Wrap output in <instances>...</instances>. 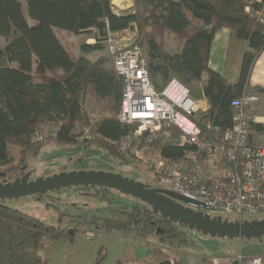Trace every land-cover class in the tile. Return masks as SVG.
I'll use <instances>...</instances> for the list:
<instances>
[{
    "label": "trees",
    "instance_id": "1",
    "mask_svg": "<svg viewBox=\"0 0 264 264\" xmlns=\"http://www.w3.org/2000/svg\"><path fill=\"white\" fill-rule=\"evenodd\" d=\"M25 1L27 14L21 0H0V36L8 39L5 46L0 43V168L10 160V146L28 152L40 142L39 132L46 125L53 127L52 135L46 137L52 141L84 148L97 145L109 157L129 159L120 150L123 138L134 129L118 119L123 77L106 64L104 56L75 58L62 42L63 31L93 34L95 42L81 46L83 53H89L104 50L110 35L136 25V43L147 54L151 79L158 88H162L159 77L167 82L176 77L192 86L207 74L203 93L210 107L198 122L212 137L231 126V100L249 86L253 64L264 48V21L246 11V0H134L129 13L116 12L112 0ZM222 26L250 42L235 83L209 66L211 43ZM168 34L181 41L176 52L164 45ZM88 97L108 114L91 117L85 106ZM150 145L167 156L182 153L166 139ZM20 168L10 165L5 173ZM97 188L106 195L111 190ZM119 214L116 218L97 215L87 222L106 233L144 239L155 234L160 243L174 247L194 242L187 228L155 213L146 203ZM60 222L49 224L0 200V264H44L45 238L62 239L79 230L75 227L70 232L61 218ZM153 252L163 255L158 247Z\"/></svg>",
    "mask_w": 264,
    "mask_h": 264
},
{
    "label": "built area",
    "instance_id": "2",
    "mask_svg": "<svg viewBox=\"0 0 264 264\" xmlns=\"http://www.w3.org/2000/svg\"><path fill=\"white\" fill-rule=\"evenodd\" d=\"M245 8L264 21V0H246ZM118 45L116 42L110 48L113 66L124 80L118 119L134 125L121 142L124 157L147 159L155 174L152 187L190 198L193 201L181 202L195 211L212 218L236 219L230 221H243L245 215H264V144L249 142L254 121L249 109L260 96L248 86L233 98L231 126L219 129L212 137L198 122L201 108L187 85L173 77L158 88L152 82L142 47ZM156 139H166L182 153L163 154L150 145ZM85 237L91 240L96 234L87 231ZM234 261L264 264L262 256L245 257L241 252L230 264Z\"/></svg>",
    "mask_w": 264,
    "mask_h": 264
},
{
    "label": "rangeland",
    "instance_id": "3",
    "mask_svg": "<svg viewBox=\"0 0 264 264\" xmlns=\"http://www.w3.org/2000/svg\"><path fill=\"white\" fill-rule=\"evenodd\" d=\"M21 1L23 3V9L27 14V3L25 0ZM132 1L134 2V0ZM113 6L114 10L119 12L117 5L113 3ZM30 22L33 23L32 20H30ZM137 37L138 29L136 25H133L127 30L113 33L110 39L103 43L105 46L103 54L104 57L107 58L108 64L113 66V55L111 54L110 49L112 45H115L116 42H119L118 47L127 44H138L136 43ZM61 38L67 41L65 33H62ZM74 38L75 45L71 46V48H73V52H76L78 51L77 49L80 43L85 41V37ZM174 38L166 35V37L163 39L165 47L169 45L171 48H173L177 42V40ZM0 43L2 46H5L8 43V39L0 36ZM143 52L146 58L147 54L144 50ZM158 82L161 87H164L167 83V81H164L162 77L158 78ZM93 101L95 102L94 99ZM88 107L91 117H99V114H101L103 111L96 102L95 105L93 104V107L89 105ZM106 114L108 113L105 112L104 115ZM101 116L103 115L101 114ZM52 133L53 127L51 125L44 126L39 132V134L43 136L44 139L40 140V142H38L32 149L25 153L19 146H10V160L6 165H3L0 168V173L7 172L10 165H21L19 170L7 173L6 177L8 181H13L19 175V172H21V175L27 172L30 174L31 178L36 179L38 177L51 176L62 171L79 169H96L122 173L125 176H129L150 186H152L153 182L155 181V174L149 169L147 159L145 158H130L127 161H120L113 157H109L105 150L97 145L84 148L82 145L58 143L46 138L51 136ZM152 155L153 154H151V156ZM23 167L25 168V172H22ZM0 182H4V177H2V175H0ZM107 194L108 195H106L102 190H98L97 187L85 188L83 186H73L65 187L60 190L48 191L44 194H32L7 198L5 201L7 205L33 215L49 224L58 226L61 223V218L62 226L70 229L79 227V230L72 236H68L59 240L50 238L44 239L45 246L42 251L44 264H72V260L75 259L78 253V248L85 250L84 248H90L91 245H98L100 247L101 243H105L107 241L110 243L114 240V238H110L108 233L101 231L99 228L88 223V218L97 215L116 218L118 215H120L119 213L123 211L129 212L132 206L136 204H144L141 200L130 195H125L114 189L108 191ZM245 216V219L264 218V215ZM230 220L236 219L230 218ZM187 230L191 236V239L194 240V242H191L188 245L174 247L170 246L169 244L160 243L155 234L151 235L148 239L154 248L158 247L161 250V253L166 259H170L174 262L177 260L180 261L182 259H180L182 254L184 255L186 253L197 251L195 240L198 241L197 244H199L202 249L206 251V253H209V255L216 253H226L227 251H230L228 247H222L223 243L221 245H216L214 243L215 240H220L219 242H222L221 240L223 237L205 235L202 232L191 230L189 228H187ZM87 231H92L94 234H96V237L91 240L86 239L85 233ZM129 231L127 230L126 232ZM241 240L243 242L252 240L264 241V237L253 239L243 238ZM104 249L105 248L101 249L99 256L101 258L106 256V251H104ZM108 254L109 260L115 259L114 257L116 256V252L114 250H110ZM243 255L248 257L244 253Z\"/></svg>",
    "mask_w": 264,
    "mask_h": 264
},
{
    "label": "crops",
    "instance_id": "4",
    "mask_svg": "<svg viewBox=\"0 0 264 264\" xmlns=\"http://www.w3.org/2000/svg\"><path fill=\"white\" fill-rule=\"evenodd\" d=\"M117 1V2H116ZM117 5L119 13L133 12L135 3L132 0H112V4ZM31 23V22H30ZM33 23H35L33 21ZM67 39H62L65 46L69 48L75 58H79L82 54L86 57L97 60L101 56H104L102 51H93L89 53H83L81 46L85 43H94L95 38L91 33L73 34L68 31H63ZM60 34V37L62 36ZM118 33V32H117ZM172 38L176 39V45L171 48L169 45L166 46L170 52H176L177 48L181 44V41L175 34H168ZM85 37V41L81 42L78 51L73 52L71 46L75 45V38ZM250 42L246 39L239 38L235 31L228 26H222L215 32L214 38L211 43L209 53V66L214 71L222 74L228 81L235 83L238 81L244 54L250 50ZM108 66L113 67L106 63ZM208 75L203 76L202 81L194 82L192 86H188L191 90L192 97L198 102L200 106V112H206L210 105L208 99L204 96L203 86L207 83ZM249 87L253 92L260 96V100L253 104L249 109V113L254 117V123L250 126L249 142L254 145L264 144V48H262L253 64L252 71L250 74ZM95 102L92 97H88L85 100V106L88 109V105L93 107ZM89 110V109H88ZM102 115L105 112L102 111ZM101 114H99L101 116ZM110 238L114 240L110 243H101V246L91 245L90 248L86 247L83 250L78 248L75 259L72 260V264H160L161 261L166 260L163 255H156L153 252V246L150 244L149 239L138 238L128 234L122 233H108ZM216 239V238H215ZM59 240V239H58ZM197 251L192 253L182 254L180 261H175L174 264H230L231 260L235 257V253L241 252L246 256L251 257L262 255L264 258V241L263 240H252L243 242L241 239H228L223 238L215 240L216 245L226 246L230 251L226 253H216L209 255L202 247L197 244ZM106 251L104 258L99 257L101 249ZM218 248V246H217ZM110 250L116 252L115 259H108V253ZM239 250V251H238ZM244 250V251H243ZM66 264V263H63Z\"/></svg>",
    "mask_w": 264,
    "mask_h": 264
},
{
    "label": "water",
    "instance_id": "5",
    "mask_svg": "<svg viewBox=\"0 0 264 264\" xmlns=\"http://www.w3.org/2000/svg\"><path fill=\"white\" fill-rule=\"evenodd\" d=\"M0 175L5 176L6 173L1 172ZM73 186L106 187L120 191L148 204L155 213L161 214L164 218H168L191 230L202 232L205 235L231 239L264 237V218L245 219L243 221L212 218L210 215L195 211L181 202L193 201L190 198L173 191L146 185L144 182L137 181L122 173L105 170L79 169L62 171L36 179H30V174L26 173L23 178L0 182V200L32 194H44L48 191ZM70 232H73V229H70ZM172 263L173 261L170 259L160 262V264ZM233 264H239V261H234Z\"/></svg>",
    "mask_w": 264,
    "mask_h": 264
},
{
    "label": "flooded vegetation",
    "instance_id": "6",
    "mask_svg": "<svg viewBox=\"0 0 264 264\" xmlns=\"http://www.w3.org/2000/svg\"><path fill=\"white\" fill-rule=\"evenodd\" d=\"M22 172H25V168H24V167L22 168ZM26 173H27V172H25V173H23V175H21V172H19V175H20V176L18 175L14 180H16L17 178H23L24 175H25ZM6 175H7V173H6ZM6 175H5V176H2V177H4V182H7V181H8ZM30 179H33V178L30 177ZM14 180H13V181H14Z\"/></svg>",
    "mask_w": 264,
    "mask_h": 264
}]
</instances>
